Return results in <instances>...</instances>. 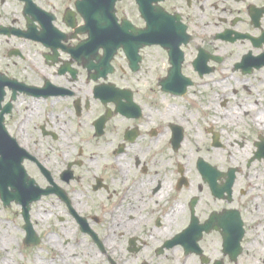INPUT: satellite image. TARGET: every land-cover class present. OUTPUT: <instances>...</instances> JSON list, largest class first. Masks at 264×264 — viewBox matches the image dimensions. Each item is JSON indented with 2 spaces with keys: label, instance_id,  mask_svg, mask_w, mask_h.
Instances as JSON below:
<instances>
[{
  "label": "flooded vegetation",
  "instance_id": "obj_1",
  "mask_svg": "<svg viewBox=\"0 0 264 264\" xmlns=\"http://www.w3.org/2000/svg\"><path fill=\"white\" fill-rule=\"evenodd\" d=\"M77 1L0 0L7 159L28 174L0 192V264H264V0H158L152 17L118 0L154 41L111 71L69 24Z\"/></svg>",
  "mask_w": 264,
  "mask_h": 264
},
{
  "label": "water",
  "instance_id": "obj_2",
  "mask_svg": "<svg viewBox=\"0 0 264 264\" xmlns=\"http://www.w3.org/2000/svg\"><path fill=\"white\" fill-rule=\"evenodd\" d=\"M153 1L158 0H137L143 17H147V15L152 17L154 13H160V11L157 10L158 8L152 6ZM116 2L117 0H82L77 1L76 4V9L79 10L86 22V25L78 30L87 32L89 36V39L84 41V43L88 46L87 50L90 52V59H99L96 53L100 47H103L106 51V66L110 71L112 70L110 61L119 47L124 48L129 60L131 61V65L133 63L136 65L137 60H139V56L137 55L138 49L143 47L145 44H152L154 41L150 39L148 30L134 28L125 18L123 19L122 24L118 25V19L115 16L116 9L114 8ZM26 10L30 11L29 5L27 6ZM69 21H71L73 23L72 25H74L75 21L73 20V15H69ZM150 28L152 32L157 29L155 25L151 26ZM17 34L31 38H35L36 36L32 30L22 34ZM2 79L3 78L0 77V108L1 103L4 100V86L6 84V82H1L3 81ZM25 91H30V93L33 94L35 91H37V89L28 87L25 88ZM9 110L10 107L7 105V107H5L0 114V192L2 196H6V198L8 197L6 191L12 184L11 180L20 179L22 180L21 183L25 184L23 181L27 180L28 178V175L22 169V167L19 169H13L16 168L15 161H13L14 163L11 162L14 166L12 168V165H9V162L4 159L5 157H9L11 154L17 151L19 153L21 152V148L19 149L16 141L11 138L4 125V114ZM1 156L3 157V161H1ZM20 160H18L19 164ZM33 193L34 196L30 195L29 198L24 197V203L29 204L34 199L39 197L38 192L34 190ZM10 201L11 199H6L7 203Z\"/></svg>",
  "mask_w": 264,
  "mask_h": 264
},
{
  "label": "rangeland",
  "instance_id": "obj_3",
  "mask_svg": "<svg viewBox=\"0 0 264 264\" xmlns=\"http://www.w3.org/2000/svg\"><path fill=\"white\" fill-rule=\"evenodd\" d=\"M127 4H128V2H125V3H123V4L121 5V7H126ZM17 12H18V10H16V9H14L13 11H5V12H3V13H4V14H3V18H4V19H8V20H10L12 17H14V15H18ZM0 13H1V12H0ZM17 22H19V20H18ZM148 65H150V64L148 63V60H147V62H146V64H145L146 68H148ZM155 65H156V67H160V68H162L163 61H162V60H155ZM191 96L193 97V94L189 95L188 98H186V99H182V100L177 99V100H176L177 102H174V103H176V104L179 103V105H183V104H185V103L188 102L187 100H188L189 98H191ZM174 110H176V109H174Z\"/></svg>",
  "mask_w": 264,
  "mask_h": 264
},
{
  "label": "bare ground",
  "instance_id": "obj_4",
  "mask_svg": "<svg viewBox=\"0 0 264 264\" xmlns=\"http://www.w3.org/2000/svg\"><path fill=\"white\" fill-rule=\"evenodd\" d=\"M178 213H181V211H180V212H178Z\"/></svg>",
  "mask_w": 264,
  "mask_h": 264
}]
</instances>
